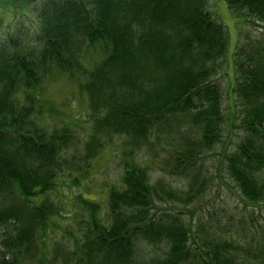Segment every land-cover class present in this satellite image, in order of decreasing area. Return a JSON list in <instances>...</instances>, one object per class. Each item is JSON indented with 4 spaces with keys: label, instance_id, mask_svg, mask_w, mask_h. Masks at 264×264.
Wrapping results in <instances>:
<instances>
[{
    "label": "trees",
    "instance_id": "trees-1",
    "mask_svg": "<svg viewBox=\"0 0 264 264\" xmlns=\"http://www.w3.org/2000/svg\"><path fill=\"white\" fill-rule=\"evenodd\" d=\"M219 1L235 25L264 30V0ZM19 2L23 10L38 0L0 5ZM32 11L37 29L31 43L20 45L22 31L14 29L0 37V264H140V241L164 246L165 258L155 264H247L241 248L216 238L193 250L191 227L179 216L153 213L156 190L135 153L150 145L156 128L186 117L198 137L175 151L168 171L183 176L195 169V148L209 149L222 138L221 91L211 81L229 58L237 120L247 133L225 157V170L246 202L264 204V39L238 42L229 54L228 30L207 0H41ZM90 50L100 55L92 67L81 61ZM53 72L72 79L86 100L91 133L83 157L95 156L104 142L126 139L128 160L122 187L107 193L110 223L84 200L86 227L69 233L70 244L51 262L44 246L57 212L43 200L78 156H65L74 140L70 125L48 129L38 122L42 84Z\"/></svg>",
    "mask_w": 264,
    "mask_h": 264
},
{
    "label": "rangeland",
    "instance_id": "rangeland-1",
    "mask_svg": "<svg viewBox=\"0 0 264 264\" xmlns=\"http://www.w3.org/2000/svg\"><path fill=\"white\" fill-rule=\"evenodd\" d=\"M19 4L22 3H16L14 8L8 3L0 5V37L6 38L13 29L22 31L15 34L20 45L24 41L22 45L26 47L36 34L37 25L32 11L36 4H30L23 10ZM14 9L18 11L16 14L12 13ZM207 9L228 30L229 54L232 55L238 42L264 39V30L260 26L249 22L235 25L234 18L221 1L207 0ZM229 60H223L219 73L211 81L221 91L222 138L209 149L195 148L199 158L195 169L183 176L168 171L169 166L173 165L175 151L197 140L198 131L188 124L186 117L180 122H173L168 128L164 127L168 124L156 128L157 132L150 139V145L135 153V160L147 170L152 191L156 190L152 212L179 216L187 228L191 227L194 235L191 241L193 250L196 244L201 247L206 238H216L241 248L237 250L239 255L246 258L247 264H253L256 261L260 263L264 255V204L246 202L237 183L225 170V157L236 149L247 133L239 127L240 122L237 120L238 111L232 93L234 80L228 66ZM81 61L90 67L96 65L100 61L98 50L82 52ZM42 89L44 111L38 122L48 129L56 125H70L74 140L65 156L69 158L78 155L70 161L71 169L66 168L64 173L58 175L56 189L47 193L43 200L57 212L51 221L54 226L46 233L47 244L44 246V254L53 262L55 252L62 254L70 244L69 233L81 232L86 227L87 207L84 200L91 205H98V217L107 225L110 223L107 193L111 188L122 187V165L123 161L128 160L122 152L128 151V147L126 139H114L110 143L104 142V149L95 156L84 158L81 146L91 133L85 98L78 95L72 79L55 72L45 78ZM49 108L53 109L52 114L48 113ZM180 118L178 116L175 120L179 121ZM194 174L198 181L196 184L192 180ZM74 178H77V183ZM194 187L193 195L189 191ZM3 231L5 228L0 230V238ZM135 251V260L140 264H155L165 258L166 250L163 245L154 247L140 241ZM255 256L257 259H254Z\"/></svg>",
    "mask_w": 264,
    "mask_h": 264
}]
</instances>
